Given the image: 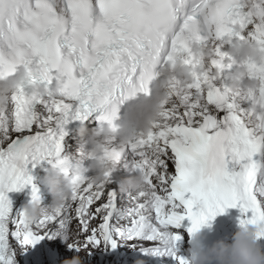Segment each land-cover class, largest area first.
Wrapping results in <instances>:
<instances>
[{
  "label": "snow or ice",
  "instance_id": "1",
  "mask_svg": "<svg viewBox=\"0 0 264 264\" xmlns=\"http://www.w3.org/2000/svg\"><path fill=\"white\" fill-rule=\"evenodd\" d=\"M253 30H249V26ZM236 29H240L238 34ZM195 35L217 50L211 71L191 84L168 87L170 100L147 135L123 151L105 152L120 169L144 172L148 187L123 195L95 184L62 156L66 128L95 117L105 122L150 75L179 54L191 66ZM229 37L264 51V5L252 0H0V74L20 67L30 83L61 92L31 99L18 90L0 107V264L14 249L62 238L85 248L115 250L127 241L156 264H188L180 255L184 222L192 236L228 209L239 208L240 226L255 225L264 240V87L230 92L223 64ZM222 70L221 80L214 77ZM248 67L264 82V65ZM244 105H247L245 107ZM58 168L71 181L73 199L35 222L14 211L9 193L40 195L37 169ZM96 222V223H94ZM148 245V246H145ZM79 252V247L70 248Z\"/></svg>",
  "mask_w": 264,
  "mask_h": 264
},
{
  "label": "clouds",
  "instance_id": "2",
  "mask_svg": "<svg viewBox=\"0 0 264 264\" xmlns=\"http://www.w3.org/2000/svg\"><path fill=\"white\" fill-rule=\"evenodd\" d=\"M256 6L264 5V0H252ZM237 33L241 32L236 29ZM191 54L195 62L189 66L177 53H173L172 59L162 65L158 71L150 75L143 90L131 93L119 106L115 116L106 113L107 119L99 126L88 131L81 127L80 152L85 154L83 162L78 164L77 172L88 175L91 173L92 182L95 184H107L118 180V190L123 195L138 194L148 187L143 171L130 168L125 170L127 175L117 178L116 174L121 170L112 165L105 152L111 148L123 151L133 143L140 134L147 135L152 131L154 124L159 120L160 113L170 100L168 87L172 81L179 80L185 85L191 84L194 76L211 71L210 62L217 56V50L211 46H204L198 37L193 35L190 42ZM223 55L230 58L223 68L231 67L227 75V87L230 92H255L264 87L261 82L250 74L248 67L251 64L264 65V51L248 40H239L229 37L220 45ZM32 73L20 67L14 75L0 74V107H7L10 98L20 89H24L27 95L34 100L47 98L51 92L58 95L61 92V83L54 86L30 83ZM222 70L218 67L214 77L221 80ZM90 160L88 167L84 161ZM40 178L52 196V203L43 205L39 195L35 200L24 206V212L30 221L35 222L46 212L51 213L63 209L73 199V187L71 181L58 168L51 167ZM212 221L205 226L211 228ZM227 223V221H226ZM222 223L221 225H226ZM191 236L186 259L188 264H264V245L260 243L257 233L260 230L255 225L239 226V230L228 240H217L211 246L205 243L206 237L203 229ZM69 248L79 247V252L87 248L73 242ZM88 251V255H92ZM64 264H85L80 255L64 261Z\"/></svg>",
  "mask_w": 264,
  "mask_h": 264
},
{
  "label": "rangeland",
  "instance_id": "3",
  "mask_svg": "<svg viewBox=\"0 0 264 264\" xmlns=\"http://www.w3.org/2000/svg\"><path fill=\"white\" fill-rule=\"evenodd\" d=\"M22 199L23 198L18 200L16 206L14 207V211L23 210L24 207L21 204ZM51 203L52 198L50 197L46 198L43 201L44 206H48ZM77 228L78 225L76 224V222H74L72 224L73 242L77 240H84L83 234L77 236ZM238 230V227L233 230L227 229L226 231L221 233V235L226 234L227 236L224 235L223 237L225 238L216 239V241L226 239L231 242V237ZM185 240L187 239H183L182 243L179 244L180 255L182 256L184 255L181 252H188V249L190 248V244H188ZM69 242H65L62 238H56L53 240L44 239L34 248L29 247L26 250L17 246L14 249V259L18 264H64L65 260L80 255L83 258L85 264H156L153 258L143 255L138 249H134L127 241L120 242L118 250L115 249V255L111 254L110 247L108 249L88 248L86 251L77 252L74 249L68 248ZM260 243L264 245V243ZM42 247H45V249H47L46 253H44ZM88 251H92L93 254L89 256ZM184 257L186 258V256ZM170 264H173V262H170Z\"/></svg>",
  "mask_w": 264,
  "mask_h": 264
},
{
  "label": "bare ground",
  "instance_id": "4",
  "mask_svg": "<svg viewBox=\"0 0 264 264\" xmlns=\"http://www.w3.org/2000/svg\"><path fill=\"white\" fill-rule=\"evenodd\" d=\"M245 107H247V105H244ZM70 138L67 139V141L69 140ZM80 148H81V138H80V135L77 136L76 139H73L71 140V142L68 143V146L66 148V151L64 152V156L66 157H69L72 159V161H76L80 158L79 156V153H80ZM86 163L87 165L89 166V160H86ZM46 174L43 173L42 174V177ZM127 175L126 171L121 169L117 174V178H123ZM89 176H91V173L89 174ZM41 177V178H42ZM39 184H40V196L42 197V200L44 201L46 198L50 197L52 198V196L49 194V191L46 187H44V185L42 183H40V179H39ZM107 188L109 190H118V180L117 181H114L113 183L109 184L107 186ZM43 190V193H41ZM19 197L16 198L15 200V204L14 206L17 204L18 202V199ZM31 198H28V197H23L22 199V206L24 207L27 203H29ZM24 209V208H23ZM242 218V214L240 213L239 215L237 216H233V217H230L227 219V224L226 225H217V224H212L211 225V228H208V227H205L203 229V232H204V235L205 237L207 238L205 243L208 244L209 246H211L215 241L216 239H223L225 237H223L224 235L226 234H223L221 235L222 232L226 231L227 229H230V230H233V229H236L238 227L239 229V226H240V219ZM75 222V221H74ZM73 222V223H74ZM191 225H190V222L188 221H185L184 222V227L183 229L181 230L182 233H183V239H187L185 240L188 244L190 239H191V236L187 233V228H189ZM74 227V226H73ZM227 236V235H226ZM260 242L264 243V240H260ZM182 243V241H181ZM180 243V244H181ZM191 246V245H190ZM69 248V246H68ZM44 253H46V250L45 247H42ZM70 249V248H69ZM118 250V247L116 248ZM110 252L111 254L115 255L116 254V251L115 250H112L110 248ZM184 256H187V252H181ZM13 260H15L13 258ZM14 264H18L16 261L14 262Z\"/></svg>",
  "mask_w": 264,
  "mask_h": 264
},
{
  "label": "water",
  "instance_id": "5",
  "mask_svg": "<svg viewBox=\"0 0 264 264\" xmlns=\"http://www.w3.org/2000/svg\"><path fill=\"white\" fill-rule=\"evenodd\" d=\"M15 260H13V264H14Z\"/></svg>",
  "mask_w": 264,
  "mask_h": 264
}]
</instances>
